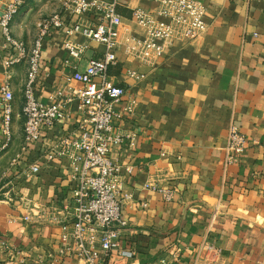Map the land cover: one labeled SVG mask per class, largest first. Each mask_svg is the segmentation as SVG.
Listing matches in <instances>:
<instances>
[{"label": "crops", "instance_id": "crops-1", "mask_svg": "<svg viewBox=\"0 0 264 264\" xmlns=\"http://www.w3.org/2000/svg\"><path fill=\"white\" fill-rule=\"evenodd\" d=\"M31 1L13 23L14 36L29 49L55 11L68 25L73 21L64 0L27 7ZM202 2L207 28L198 38L160 40V54H137L146 27L136 23L134 10L166 19L153 0H120L123 25L108 75L128 89L125 102H137L134 115L121 105L115 124L125 142L113 147L115 160L134 167L124 175L132 199L124 206L128 225L119 237V250L133 256L116 252L110 264H264V0ZM5 4L0 0V16ZM67 40L88 46L82 59L70 57ZM105 52V45L81 33L50 29L35 95L47 105L60 103L66 117L43 125L41 140L28 144L23 107L29 63L6 67L0 51V264H86L64 251L62 224L72 219L75 184L69 158L59 152L82 121L84 85L73 76ZM6 79L14 92V118L4 148ZM232 126L250 140L234 163L226 150ZM33 164L41 166L36 174ZM27 204L35 207L30 221L24 219Z\"/></svg>", "mask_w": 264, "mask_h": 264}, {"label": "built area", "instance_id": "built-area-1", "mask_svg": "<svg viewBox=\"0 0 264 264\" xmlns=\"http://www.w3.org/2000/svg\"><path fill=\"white\" fill-rule=\"evenodd\" d=\"M158 4V15L142 8H136L133 16L138 25L146 27L145 39H138L137 54H157L162 51L160 40L198 38L207 28L204 20L205 7L202 0H153ZM26 0H6L0 16V51L4 65L11 67L22 61L29 63V78L25 87L24 137L30 144L41 140L43 125L52 126L66 117L60 103L47 105L35 95V86L42 58L43 38L52 27L64 28L68 35L81 33L87 39L106 46L103 58H90L84 71H77L73 79L81 82L82 121L79 131L61 141V155L70 160V177L74 187V212L67 224H62L65 242L64 251H70L85 260L86 264H110L112 256L132 257L133 252L119 250V237L127 227L128 220L123 214L127 201L132 195L126 192L124 175L133 172V166L119 163L113 158V147L125 142V137L116 128V119L125 114L134 115L136 100L125 98L128 89L115 84L108 75V69L117 62L122 16L118 12L120 0H66L64 11L71 13L72 25H68L60 12L42 23L39 37L32 49L18 40L13 33V23L20 14ZM70 57L80 60L88 50L67 40ZM131 50V49H130ZM135 75V74H133ZM3 129L7 137L4 148L13 137L14 92L9 79L2 86ZM62 94V93H60ZM69 99L68 101H71ZM126 103V105H125ZM250 140L237 126H232L226 150L229 162H237L245 153ZM54 154L49 156L53 159ZM41 170L39 164L30 167L31 174ZM29 213L25 221L36 216L35 207L26 205ZM72 226V228H70Z\"/></svg>", "mask_w": 264, "mask_h": 264}, {"label": "rangeland", "instance_id": "rangeland-1", "mask_svg": "<svg viewBox=\"0 0 264 264\" xmlns=\"http://www.w3.org/2000/svg\"><path fill=\"white\" fill-rule=\"evenodd\" d=\"M35 1H36V0H32L30 3H28L27 7H29V6L32 4V2H33V4H34ZM41 1L43 2L44 0H41ZM65 1H66V0L63 1V4H62L63 7H64V3H65ZM58 12H60V9L57 10V11H55L54 14H55V13H58ZM54 14H53V15H54ZM49 18H50V17H49ZM47 19H48V18H47ZM45 20H46V19H45ZM41 28H42V25H41Z\"/></svg>", "mask_w": 264, "mask_h": 264}]
</instances>
